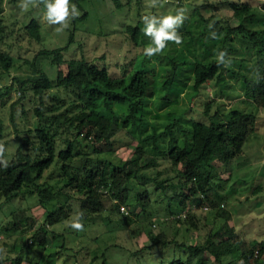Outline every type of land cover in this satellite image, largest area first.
I'll use <instances>...</instances> for the list:
<instances>
[{
    "label": "rangeland",
    "instance_id": "374dc122",
    "mask_svg": "<svg viewBox=\"0 0 264 264\" xmlns=\"http://www.w3.org/2000/svg\"><path fill=\"white\" fill-rule=\"evenodd\" d=\"M120 1L122 6L119 9L114 7L111 0H79V6L71 2L81 15L71 19L69 27L58 32L56 29L60 27L59 25L47 23L46 8L40 0H36V3L27 9L20 6L21 0H3L0 3L2 26L0 53L11 57L13 67L9 69L8 76L4 75V80H0L1 84L9 86L13 77H19L20 80L36 78L38 75L25 63L33 60L37 68L44 71L51 80L55 79V64L50 57L39 56V52L43 49H61L65 61L71 59L96 61L99 67L105 68L113 77L123 76L126 70L133 69L135 64L146 63L154 85L152 96L147 103L146 115L150 124L154 122L162 124L168 118L178 119L183 126L192 120L207 122L208 117L203 111L206 102L210 101H213L210 114L217 111L221 118L222 114L231 108L258 113L252 103L244 98L237 80L230 77L227 71L222 76L223 80L228 81L229 89L222 90L212 82L207 83L204 89L208 96L203 91L191 96L193 66L188 63L178 76L179 81L173 82V85L177 84L175 87L179 88L181 85L182 90L166 92L162 86L163 75L169 69L170 57L181 50L183 58L190 62L196 57H201L200 51L203 46L197 42L185 41L184 38L181 45L168 42L162 53L147 57L144 55V48L151 43L150 38L144 36L143 45L135 46L126 32L127 26H141L144 29L142 17L145 15L175 14L178 8H184L187 14V19L183 23L185 29H181L180 34L189 29L193 31L197 21L200 22V16L205 20H212L211 22L221 21L224 16L230 17L231 12L220 4L221 0H158L156 7L150 6L151 0ZM242 1L263 4L262 0ZM83 14L86 15L85 19L82 18ZM32 19L40 24V41L31 38L24 29V25ZM231 23L236 25L237 21L232 19ZM2 71L0 63V76ZM20 94L17 84H14L5 99L6 103L0 102V116L6 125L3 142L9 153H12L17 145L14 128L9 120L10 105L19 101L15 108V122L19 128L33 129L37 124V118L32 113L35 102L31 96L21 98ZM44 105L46 108L43 123H46L49 117L60 113L64 114L61 118L63 120L64 116H71L78 111L77 101L73 95L69 91L55 87L44 96ZM51 107L54 108L49 110ZM259 112L256 127L258 131L255 132L257 138L254 136L249 146L246 143L243 148L248 154L245 153L235 159L231 163L230 172L220 168L218 162L215 164L218 177L211 183L212 190L209 194L210 200L216 199L213 193L223 196L220 203H223L224 207L219 212L220 214L230 212L227 222L245 245H256L261 240L264 241V110L260 109ZM155 116H159L156 121ZM150 126L148 125L141 135L134 131L135 133L131 135L133 139L124 130L119 132L113 138V153L101 156L102 159L114 165L130 161L141 136L150 131ZM52 128H56V123H53ZM175 129L179 130L177 125ZM177 132L179 139L182 138L179 131ZM67 134L62 132L56 137L57 148H63V139ZM19 135L26 136L22 131ZM29 138L36 142L33 135L30 134ZM89 141L91 140L87 143ZM79 143L84 144L85 141L80 139ZM25 150L33 153L30 146H26ZM89 150L92 151L91 148ZM246 157L247 160H244ZM59 166L53 165L45 171L38 181L39 184L53 192L60 190L65 184V179L59 172ZM182 181V167L159 157L152 168L141 169L125 185L126 201L119 202L121 206L127 208L129 215L121 214L116 207L112 211L105 207L106 211L102 214L109 217L108 220L105 219L106 222L81 221L83 230L78 231L71 227V223L74 216L79 213V204L72 201L68 217L61 223L47 227L46 245L42 249L35 241H30L33 233L40 231L46 217L45 209L39 205L37 197L25 194L11 201L0 197V258L3 259V264H16L14 258L20 261L17 264H168L166 261H170L179 250L175 249L174 244L167 245L164 249L152 245L148 234L150 231L154 236L162 233V238L166 241L197 244L205 242L221 228L225 220L222 215L217 218L213 213L195 210L193 206L190 207V211H195L191 212L192 218L190 217L189 221H170L169 216L179 214L173 213L185 206H191L190 200L186 201L183 207L179 204L178 198L187 193L181 186ZM159 183L162 185L158 188ZM256 187L260 189L254 193ZM108 193L110 192H103ZM140 197L146 200L142 201ZM114 202L115 200H112V203ZM57 207L56 204H52L48 206V210L53 211ZM17 211L23 212V216L29 218L27 225H22L21 231L12 234L3 232L5 227H10L13 215ZM122 216L127 219L124 220ZM13 246L16 249H13ZM239 254L240 251L235 250L225 258L226 263L238 258ZM251 262L264 264V257L259 263H254V260Z\"/></svg>",
    "mask_w": 264,
    "mask_h": 264
},
{
    "label": "trees",
    "instance_id": "16d2710c",
    "mask_svg": "<svg viewBox=\"0 0 264 264\" xmlns=\"http://www.w3.org/2000/svg\"><path fill=\"white\" fill-rule=\"evenodd\" d=\"M2 1L0 0V3ZM256 1L260 2V0ZM262 1L263 4L259 5L260 3L251 4L242 0H221L220 4L231 12L230 17L224 16L221 21L211 22L212 20H205L200 16V22L197 21L194 30H186L181 35L183 39L186 38L185 41L197 42L203 46L200 51L203 60L201 57H196L189 62L187 58H183V51L180 50L178 54L170 57V66L163 75L162 84L164 90L169 93L182 90L181 85L179 88L175 87L174 85L177 84L173 85V82L178 80L184 66L190 63L193 66L191 96L201 91L208 96L204 91L207 83L213 82L222 90L230 88L228 81L223 80L222 76L227 71L230 77L237 80L244 98L252 103L258 113L231 108L223 113L221 118L217 111L210 114L213 103L210 101L206 102L203 111L208 117L207 122L192 120L183 126L178 119L168 118L162 124L160 122L162 125L160 128L158 122L150 124L146 115L147 103L154 87L146 63L145 65L134 63L133 69L126 70L123 76L113 77L105 68L99 67L96 61L85 59L65 61L61 49H43L39 52V56L51 58L56 66L55 79L51 80L44 71L37 68L33 60L25 63L38 75L36 78L20 80L19 77H13L12 83L6 86L2 85L1 81L8 76L13 63L8 54L0 53V63L3 67L0 76V102L6 103L5 99L14 84H17L21 98L31 96L35 102L32 113L37 118V124L33 129L26 130L19 128L15 122V108L19 101L10 105L9 120L14 128L17 145L12 153H9L8 147L5 146L8 167L5 168L0 162V197L11 201L25 194L33 195L37 197L39 205L45 209V221L40 231L33 233L30 241L33 240L39 248H44L47 227L61 223L68 217L72 201L79 204L78 211L83 213L82 221L106 222L109 217L102 214L106 211L105 207L111 209L110 211L116 207L119 211L121 202L126 201L125 185L141 169L152 168L156 159L160 157L182 167L181 186L187 190V193L178 198L179 204L183 207L186 201H192L191 206H185L173 213L188 212L185 219L175 221H189L192 218L191 212L196 209L213 213L217 218L222 215L225 219L219 230L210 235L205 242L197 244L166 241L163 240L162 233L154 236L150 231L148 234L152 245L164 249L167 245L174 244L175 249L179 250L178 254L166 263L252 264L251 260L259 263L264 257V241L261 240L256 245H245L227 222L230 212L220 214L224 207L223 203H220L223 196L212 192L216 199L210 200L209 194L212 190L211 183L218 177L215 164L218 162L220 168L229 171L231 163L246 153L243 149L244 145L248 143L249 146L252 138L256 136L259 111L264 110V0ZM71 2L79 6V0H71ZM111 2L117 9L122 6L120 0H111ZM85 17L86 15L83 14L82 18ZM232 19L237 21L236 25H232ZM24 29L31 38L40 41V24L36 20L32 19L25 24ZM181 29H185V24L178 31ZM1 31L0 21V33ZM126 32L135 46L143 45L145 34L141 26H127ZM211 32L216 33L215 38L210 35ZM221 51L226 52V60L229 61L227 64H221L217 60ZM54 87L69 91L77 101L78 111L71 116H64L63 120L61 118L64 114L60 113L49 117V120L43 123L46 108L44 96ZM52 108L54 107L48 109ZM157 117L159 116L154 117L155 121ZM53 123H56L55 129L52 128ZM148 125H151L150 131L141 136L130 161L114 165L102 159L101 156L113 153V138L119 132L124 130L133 139L131 135L134 131L141 135ZM176 125L179 130H174ZM5 129L4 119L0 116L2 143H4ZM60 130V133L70 135L67 134L63 139V148H57L56 143ZM21 131L26 136H20ZM177 131L182 138L179 139L176 135ZM30 134L34 136L36 142L31 141ZM80 139L85 143L80 144ZM88 140H91L88 142L90 146ZM26 146H30L33 153L26 151ZM90 148L91 152H89ZM245 159L247 160V157ZM53 165H60L59 172L65 179L63 187L56 192L43 187L38 182L44 172ZM161 185L162 183H159L157 187ZM259 189L260 187H256L254 193ZM104 191L110 193L103 194ZM112 200L115 202L112 203ZM140 200L144 201L146 198L140 197ZM52 204L58 207L50 211L48 206ZM204 205L209 210L204 211L201 208ZM193 206L195 210L190 211V207ZM109 212L107 213L110 214ZM23 214L17 211L13 215L10 227H5L3 232L12 234L21 231L22 225H27L29 220ZM122 217L124 220L127 219L125 216ZM28 229H31V225ZM13 249L16 247L13 246ZM235 250L240 251L238 258L226 263L225 258ZM14 260L16 264L20 262L18 258ZM3 262L0 258V264Z\"/></svg>",
    "mask_w": 264,
    "mask_h": 264
},
{
    "label": "clouds",
    "instance_id": "9594fccd",
    "mask_svg": "<svg viewBox=\"0 0 264 264\" xmlns=\"http://www.w3.org/2000/svg\"><path fill=\"white\" fill-rule=\"evenodd\" d=\"M45 5V19L49 25H59L56 31L61 32L65 28L69 27L71 19L77 18L81 15L77 7L71 3V0H40ZM36 0H21L20 6L27 9L30 5H34ZM158 0H151L150 6L156 7ZM187 19L186 10L184 8H178L175 14H162V15H145L142 17L144 24V34L149 37L151 43L144 48V55L152 57L160 54L167 47L168 42H172L176 45L183 43V37L178 31ZM210 35L215 38L216 33L211 32ZM217 60L221 64H227L226 52L221 51L217 56ZM5 146L0 142V162L3 163L5 168L8 167V160L5 159ZM126 208V207H125ZM127 210V208H126ZM128 211V210H127ZM121 213V212H120ZM122 214V213H121ZM129 215V212L128 214ZM83 213H77L71 227L78 231L83 230V224L81 223Z\"/></svg>",
    "mask_w": 264,
    "mask_h": 264
},
{
    "label": "built area",
    "instance_id": "2783aa9c",
    "mask_svg": "<svg viewBox=\"0 0 264 264\" xmlns=\"http://www.w3.org/2000/svg\"><path fill=\"white\" fill-rule=\"evenodd\" d=\"M200 197H202V196L200 195ZM201 208H202L204 211L209 210L208 207H206L205 205L202 206ZM119 211H120L122 214H124V215H127V214H128V211L126 210V208H125L124 206H119ZM187 213H188V212L183 211V212H181V213H179V214H176V215H173V216L169 217V218H170L169 220H170V221H175V220H177V219H185L186 216H187Z\"/></svg>",
    "mask_w": 264,
    "mask_h": 264
}]
</instances>
